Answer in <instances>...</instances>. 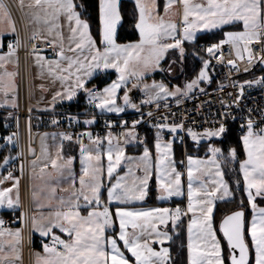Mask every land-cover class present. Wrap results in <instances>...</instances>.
Masks as SVG:
<instances>
[{
    "label": "snow or ice",
    "instance_id": "1",
    "mask_svg": "<svg viewBox=\"0 0 264 264\" xmlns=\"http://www.w3.org/2000/svg\"><path fill=\"white\" fill-rule=\"evenodd\" d=\"M176 3L183 9L180 25L171 19L166 20L158 13L157 0H135V7L139 13L135 29L139 33V39L119 43V28L123 26L121 0H98L96 33L98 41L91 32V17L87 15L88 7L83 0L80 2L18 0V8L21 11L27 8L28 12L25 15L29 17V23L36 26L30 39L40 38L41 30L48 36L55 34L56 37L54 40H48L47 36L41 38L42 43L52 46L53 59L39 55L37 45L35 43L32 45L37 66L42 72L46 71L53 82H59L61 85V89L54 92L51 104L55 105L58 100L71 102L82 93L88 104L94 105L102 113H122L126 108H133L139 112V107L132 101L126 88L130 78L137 81L133 87H139L146 73L160 67L168 50H178L182 61L185 53L184 42L195 44L200 35L213 33V30L217 29L222 32V38L202 49L208 54L209 59L201 58L202 66L198 75L185 83L183 89L174 86L169 90L163 82L143 84L141 91L145 93L146 99L142 104H151L167 97H176L179 104L180 97L187 96L200 82L209 81L207 69L210 67V61L216 59L223 63L225 45L234 55V59L228 61L233 68L238 67L237 60L245 58L247 65L244 71H249V66L256 60L264 64V0H204L202 3H192L191 0H165V14H168ZM12 8L13 5L6 0H0V37L16 33L12 21ZM61 18L65 21L63 25L60 22ZM237 23L242 24L243 30H225ZM64 27L69 32L67 47L60 31ZM169 40L171 42H167ZM256 45H259L258 52H254ZM19 46L20 39L17 36L14 41H8L6 52L0 51L2 70L0 91L5 97L10 92L13 94L11 101L13 107L16 106V86L12 78L16 73L8 71L6 66L17 62ZM109 70L115 71L117 79L102 89L96 85L88 87L97 74L107 75ZM244 84L249 86L264 84V77L255 81H245ZM244 84L240 85L241 94ZM122 86H125V90L124 95L120 97L118 90ZM238 99L239 97L237 101ZM118 100H122L123 103L118 104ZM8 103L9 101L5 99V104ZM165 107L167 108V104ZM148 115L151 117L152 113L149 112ZM220 115L224 119L218 121V126L214 123L202 133H197L189 127L187 135L197 142L205 138L222 139L228 133L226 123L228 114ZM76 119L75 116H69L70 121ZM163 119L166 121L167 117ZM94 122L95 117L84 120L86 125ZM52 123L56 124L57 120L53 119ZM138 123H140L138 120L132 122L133 130ZM121 125L127 127V122L121 121ZM108 126H111V122ZM153 127L157 130L155 133L157 199L163 201L173 196H182L183 173L178 171L172 159L173 141L162 142L161 133L167 129L170 133L178 135L184 130V125L182 122L171 125L160 122ZM133 130L125 134L126 143L128 137L135 138ZM241 130L243 135L240 136V141L245 158L239 163V172L243 176V193L247 198V207L251 209V220L247 219L245 202L241 199L237 209L224 215L219 223V234L222 235V239L218 238L215 228L214 202L232 195L215 159L223 155L222 148L209 144L207 151L211 156L207 160L187 157L186 209L177 206L175 209L134 210L125 205L133 201H144L148 194L149 180L153 175L149 148L145 147L140 157L143 162L141 168L144 172L143 177L134 179L131 185L122 182L123 177L117 178V182L107 188L105 202L102 191L104 187L101 179L102 167L99 164L100 138L93 139L91 132L79 134L78 140L87 136L91 142V147L80 143L82 165L80 188L73 187L67 200L61 197L54 211L47 214L41 211L39 215L33 214L28 218L31 232L40 236L43 248L42 256L35 253L36 264H171L169 248L161 247L157 251L153 245H163L166 241H171L168 224L171 223V231L175 232L182 214L188 213H191V219L187 225V264H264V206H260V202H264V127L257 128L249 118L246 130L244 126ZM60 136L62 140H72L70 134L61 133ZM4 139L9 144L12 143L11 136ZM106 139L109 143L106 151L109 160L107 173L111 178L116 166L124 157V152L118 144L112 145L111 133ZM42 151L45 157L50 159L52 169L56 173L55 176L49 173L46 178L44 177V168L48 166L46 162L40 170L45 184L58 183L61 178H67L64 176L67 172L68 177H72L74 185L75 178L71 169L73 158L68 157L64 160L59 152L57 158H50L47 157L46 149L42 148ZM31 152L32 149L29 148V153ZM228 157L232 160L237 159L235 148L228 149ZM10 159L15 158L6 156L4 162L7 163ZM31 165L35 168L37 160L31 161ZM210 166H215L217 179L209 182L200 176H212ZM23 171L24 166L21 164L22 174ZM194 172L200 175H194ZM4 179H13L14 183L11 187L0 188V210L15 212L20 209L19 178H13L9 173ZM2 183L3 180H0V184ZM236 183L239 185L240 181L237 180ZM13 190H16L15 198L12 196ZM51 192L53 195L50 199H54V184ZM221 192L223 194H220ZM32 197L37 208L53 207L52 204L39 203V193L36 191H33ZM82 210H86L87 214L82 215ZM26 215L24 211H20L19 220L22 225L25 223ZM3 224L4 221L0 220V238L7 234L11 239H0V264H16L20 259L17 246L21 242L22 231L20 228L14 231L4 229Z\"/></svg>",
    "mask_w": 264,
    "mask_h": 264
},
{
    "label": "built area",
    "instance_id": "2",
    "mask_svg": "<svg viewBox=\"0 0 264 264\" xmlns=\"http://www.w3.org/2000/svg\"><path fill=\"white\" fill-rule=\"evenodd\" d=\"M13 5L12 19L16 28V33L5 42L15 40L17 36L20 39V46L17 49V62L19 78L22 80L24 75V60L32 53V45H37V52L48 51V46L40 40L28 38L20 20V11L15 0H6ZM213 42H196L190 49L199 58L209 59L206 52L202 51L204 47ZM259 51V45L254 46V52ZM219 55V52L217 53ZM223 63L216 59H211L210 67L207 69L209 75L208 86L203 91L194 92L187 96L180 97V103L177 99L172 98L151 104H142L146 96L141 93L133 95V101L137 104L140 111L136 109L121 115L103 114L89 105L83 94L79 99L73 102L72 106H60L50 111H33L28 108L23 93L19 97L18 108L14 111L7 112L5 119L0 128V143L4 138L11 136L14 143L13 152L15 159L7 164L4 169V175L11 173L13 178H19V195L20 209L10 216H1L0 220L4 221L3 228L10 229L17 226L22 231L23 259L24 264H32V236L30 233V220L32 214L30 199V164L39 154L38 138L45 133L70 134L72 140H62L63 143L74 146L80 150V143L91 147V142L87 136L78 140L81 133L91 132L93 139L100 138L99 150L108 145L109 133H111L112 143L117 142L125 146L137 147L145 144L147 136H155L156 129L153 125L166 122L168 124L183 123L184 130L177 134L170 133L165 129L162 133V140L167 141L170 138L174 142L183 143L187 136V128L191 127L193 131L202 133L205 128H210L214 123L218 126V121L224 119L220 114L226 113L227 127H234L239 135H243L242 126L246 130L247 120L250 118L257 128L264 127V84H244L245 81H255L264 77V64L258 60L249 66V71H244L247 65V59L237 60V68L228 64L234 55L230 52L227 45L223 49ZM244 84L243 93L241 94L240 85ZM239 97L238 101L237 98ZM159 103V108H157ZM167 104V108L165 107ZM152 116L149 117L148 113ZM69 116L77 117L76 120H69ZM167 120L164 121V117ZM95 117V122L91 125L84 124L85 119ZM234 117V119H233ZM57 120L56 124L52 120ZM140 121L132 129V122ZM121 121L127 122V127L121 125ZM111 122V126L108 123ZM133 130L135 138L128 137L125 142V134ZM15 134V135H14ZM156 138V137H155ZM29 148L32 152L29 153ZM21 164L24 166L23 174L21 173ZM20 211L27 215L25 223L22 225L19 217ZM31 239V242H30Z\"/></svg>",
    "mask_w": 264,
    "mask_h": 264
},
{
    "label": "crops",
    "instance_id": "3",
    "mask_svg": "<svg viewBox=\"0 0 264 264\" xmlns=\"http://www.w3.org/2000/svg\"><path fill=\"white\" fill-rule=\"evenodd\" d=\"M17 5H18V0H15ZM202 1L204 2V0H191L192 3H202ZM27 2V0H26ZM164 3L165 0H162V2L160 3V0H157V11L161 16H164V18L166 20L171 19L172 21H174L175 23H177L178 25L181 24V18H182V6L179 3H176L172 6V8L170 9V11L168 12V14H165L164 11ZM134 4H135V0H134ZM173 10V11H172ZM20 11V20H21V24L23 27V31L25 33V35L30 38L32 35V32L34 30V28L36 27L34 24L29 23V17L25 15V13L28 12V9L25 8L23 11ZM138 11H137V19H138ZM13 21V19H12ZM61 24L63 25L65 23L64 19L61 18ZM14 23V22H13ZM63 37H64V43L65 46L67 47L68 44V40L67 37L69 35L68 29L66 27L60 29ZM138 33V31H137ZM14 35V34H13ZM13 35H4L3 37H0V51H5V42L10 39ZM47 36L48 40H54L56 39L55 34H53L52 36H48V34L41 30L40 33V38H37V40H41V38ZM139 36V33H138ZM217 42V41H216ZM196 43V42H195ZM46 46H48V51L45 52H38L39 55H43L48 59H53V49L52 46L50 44L44 43ZM193 44H190L188 42H184L183 46L190 48ZM74 46V45H73ZM58 50V49H57ZM68 55H72V53H67ZM87 54V53H86ZM7 70L10 72H14L16 73V75L12 78L13 82L16 86V106L13 107L12 106V98H13V94L10 92L8 94L7 97H5L4 93L2 91H0V113H3L4 115H6L7 112H11L14 111L18 108L19 105V97L20 95L23 93L27 106L29 109L33 110V111H50V110H54L55 108L64 105V104H70L73 103L74 101H76L77 99H79V97L82 95V93L78 94L77 98H75L73 101L68 102V101H63V102H58L55 105L51 104L52 101V96L54 94L55 91L60 90L61 89V85L59 82H53L52 79L48 76L46 71H41V69L37 66L36 62H35V56L32 53H30L26 59L24 60V75L22 77V80L19 78V72H18V62L16 63H10L7 66ZM2 71V70H0ZM109 74V73H108ZM100 74H97V76H99ZM96 76V77H97ZM95 77V78H96ZM93 80V79H92ZM208 84V83H207ZM91 88V87H90ZM5 99H7L9 101L8 104H5ZM99 112H101V110L97 109ZM127 111H125L124 113H126ZM129 112V111H128ZM102 113V112H101ZM122 113V114H124ZM103 114H106L105 112H103ZM110 115V114H109ZM242 143V142H241ZM113 144V143H112ZM63 150L65 152H74L77 151V149L70 145V144H66L63 143ZM108 145H106L102 150H104L106 147H108ZM155 146V143H154ZM154 146H153V150L154 151ZM243 146V145H242ZM127 147V146H126ZM146 147V146H145ZM144 150V149H143ZM6 154H9V149L7 148H2L0 150V161L2 160V157H4ZM11 154H13V150H11ZM188 156H192L194 159H203V160H207L210 156H195V155H184L183 157V161L180 165V168H177L178 171L182 172V189H183V195L182 196H177V197H170L167 200H158L157 199V185L155 183L154 180H152V182H154V186H155V190H156V201L159 203H167L165 206H145V202L147 200L148 194L145 197L144 201H133L132 203L125 205L126 207L132 208V209H151V208H169V209H175L177 206H180L182 209H186L187 206V187H188V177H187V167H188V161H187V157ZM216 159V163L219 165V170L222 173V168H221V164L220 161L218 160V156L215 158ZM13 161V159H11V161L7 164H10ZM4 164L1 170V175L0 177H2L3 181H6V179H4V177H6L4 175L3 169L4 167L7 165ZM211 171H212V176L210 177H205V176H200L201 179H206L209 182L211 180L217 179V177L215 176V171L216 168L215 166H210ZM49 173H51L53 176L54 172L52 171V169H48ZM39 175H36L34 178V182H33V188H32V193L33 191H36L37 193H39V203L43 204V205H48V204H52L53 207L49 208V207H44L42 209L37 208L36 207V203L33 201V197H32V193L30 195V199H31V208H32V214H36L39 215V213L41 211H43L45 214H47L49 211H54L55 210V206L58 204L59 199L61 197H63L65 200H67L70 196L71 193L73 191V187H75L74 185L71 186V183L69 182V184H67L66 182L62 183L59 182L54 186H59V190L55 191V198L54 199H50V197L53 195L51 192V188L53 186V184H44V179H42L41 177V171H39ZM194 175H200L199 173H195ZM242 175V174H241ZM46 178V176H44ZM222 177H223V173H222ZM243 178V176H242ZM224 180V177H223ZM31 181V180H30ZM224 182L226 183V181L224 180ZM113 183V182H112ZM112 183H109V186H111ZM195 183V182H194ZM152 184V183H151ZM63 185L64 188H62L61 186ZM77 188V187H75ZM41 189H43V191H41ZM230 191V189H229ZM231 192V191H230ZM220 194H223L222 192ZM13 196V195H12ZM246 197V195H245ZM14 198V197H13ZM232 198V195L230 196H226L223 200L217 199L214 202V211H215V206L218 203L221 202H227ZM247 200V198H246ZM105 202H107V193L104 199ZM81 203H83V201L81 200ZM260 206H264V205H260ZM13 212L11 210H0L1 212ZM115 211V202L112 205V212L114 213ZM16 212V211H15ZM87 211L86 210H82V215H86ZM184 220L185 222V226H186V248H187V243H188V233H187V225L189 220L191 219V213H188L187 215H183L181 216L180 220ZM248 220H251V215L249 216ZM17 226H13L10 228V230H15L17 229ZM116 228L118 231L119 225L118 222L116 224ZM168 230L171 231L172 225L171 223L168 224L167 226ZM129 231H131V229H129ZM30 233L32 236V264H36L37 261V257L35 255V253H40L41 256L43 255V248H42V244H41V238L37 233L31 232V227H30ZM60 234V233H57ZM63 236V234H60ZM171 235V234H170ZM63 238H67V237H63ZM0 239H11V237L7 236V234H5V237L0 238ZM170 241H166L163 245L160 244H154V248L158 251L161 247H168L169 248V252H170V262L171 264H173V260L174 257L171 253L170 250V246H169ZM7 247V246H6ZM18 251H19V256L20 259L18 261H16V264H24V259H23V245H22V238H21V242L20 244L17 246ZM130 255V254H129Z\"/></svg>",
    "mask_w": 264,
    "mask_h": 264
},
{
    "label": "trees",
    "instance_id": "4",
    "mask_svg": "<svg viewBox=\"0 0 264 264\" xmlns=\"http://www.w3.org/2000/svg\"><path fill=\"white\" fill-rule=\"evenodd\" d=\"M77 2H80V0H77ZM162 0H160V3ZM83 3H85L88 7L87 15L91 17L90 23H91V32L94 35V38L99 40V37L96 35L97 33V25H98V15H97V3L98 0H83ZM121 6H122V24L123 26L119 28V43H128L130 41H136L139 39L137 30L135 29V22L137 20V10L134 4V0H121ZM232 27H227L225 30H233ZM222 36V32L220 30L214 31L210 34H202L200 35V38L196 42H216L218 39H220ZM186 52L190 53L192 57V51L190 48L186 47ZM193 66H192V73L190 75H196L200 69V66H202V60L201 58L194 59L192 57ZM114 79L113 74H107V75H99L96 78H94L91 83L88 85V87H92L93 85H97L98 87H103L106 84H108L110 81ZM211 87V86H208ZM81 97V96H80ZM79 97V98H80ZM73 103L70 104H64L61 106H72ZM60 107V106H59ZM5 119V115L3 113H0V128L2 126V123ZM240 136L237 133L236 128L229 127L228 133L219 140H213L214 142H204L200 143L199 146H195L191 142H187L185 149L183 148V143L174 142L173 145V153H174V160L176 163L177 168H180L181 162L183 161L184 155H195V156H209L210 152L207 151L209 144H212L215 147H220L223 149V155L218 156V160L220 161L222 173L224 180L226 181L231 193L232 198L227 202H221L216 204L215 211H214V217H215V228L218 232V238H221V235L219 234L218 230V224L221 220V218L230 213L231 211H234L237 209V206L240 203L241 199H244L245 202V210L247 219L251 215V209L247 207V200L245 197V194L243 193V178L241 173L239 172V163L241 160L245 158L244 152H243V146L240 141ZM185 142V141H184ZM155 143V136L153 134L147 136L145 144L142 146L137 147H126V152L131 154H141L143 149L146 147L149 148V150H153V146ZM229 148H235L237 152V159L232 160L228 157V149ZM239 180L240 183L237 185L236 181ZM109 186L108 184H105L104 189L102 190L104 192L105 199L107 188ZM167 203H159L156 201V190L154 186V182H152L151 186L148 189V197L145 202V206H165ZM260 205H264V202H260ZM14 212H1V216H10ZM170 234L172 236V240L169 243L171 253L174 257L173 264H187V248H186V226L184 220H180L178 222V228L175 232L170 231ZM222 239V238H221ZM226 249V247H225Z\"/></svg>",
    "mask_w": 264,
    "mask_h": 264
},
{
    "label": "rangeland",
    "instance_id": "5",
    "mask_svg": "<svg viewBox=\"0 0 264 264\" xmlns=\"http://www.w3.org/2000/svg\"><path fill=\"white\" fill-rule=\"evenodd\" d=\"M231 27H232L231 29H233L232 31L243 30L242 24H240V23H237L236 25L231 26ZM217 30H213V32L217 31ZM221 38H222V36H221ZM167 42H171V41L169 40ZM187 55H190V53H187L186 49H185L184 57H183V60L181 61L179 51L170 49L165 54L164 59L161 61L160 67L154 71L146 73L142 82L140 83L139 87L134 88L133 84L137 83V81L130 78L129 82L126 84V88L129 90V96L132 99V101H133V95L135 93L139 92V93L145 95V93H143L141 91L143 84L151 85L154 81L155 82H163L169 88V90H172L174 88V86H179L181 89H183L185 83L190 82L199 73V71H198V73L196 75H193V76L190 75L192 73V66H193L192 57L194 59H197L198 56L194 53H192V57L187 56ZM173 61H175V62H173ZM200 68H201V66H200ZM108 73L114 75L113 80L117 79V74L115 73L114 70H109ZM112 81H110L108 84H110ZM208 82L209 81L200 82L198 87L194 88L189 94H192L194 92H198L201 89H205L208 86V84H207ZM105 86H103V87H105ZM103 87H98V88L102 89ZM124 90H125V86H122L121 89L118 90V96L122 97L124 95ZM172 98H176V97H167L166 99H163L160 101H164V100H168V99H172ZM160 101H158V102H160ZM117 103L122 104L123 101L118 100ZM131 110H134V109L133 108H126L125 109V111H127V112L131 111ZM124 112H122V113H124ZM105 113L110 114V115H121L122 114V113H109V112H105ZM219 139L220 138H205V139L199 140V142H197V141H194L191 137H189L187 135L185 138V142L182 146L185 149L188 141L193 143L195 146H199L200 143H204V142L210 143V142H214L215 140H219ZM168 141H173V139L170 138L167 141L162 140V142H164V143H167ZM62 144H63V142L61 141L59 135L54 134V133H45V134H42L38 138L39 154H38L37 158L35 159V160H37V166L35 168H33L32 165L30 164V180H31L30 181V195L32 193L33 182L35 180L34 177L36 175L40 176L39 171L41 170V168H43L44 164L46 162L48 164L47 168H44V176H47V174H49V170H48L49 168L52 169L50 159H47L45 157L44 152L42 151V148L46 149L47 157H50V158H57L58 152L63 156L64 160H67L68 157L73 158L71 169H72V173H73L74 178H75L74 186L77 187L76 189L80 188V182L79 181H80V176L82 174L81 173L82 165L80 162L81 161L80 150H77L74 152H65L63 150ZM117 144L119 145L120 148L123 149L124 157L121 159L120 164L116 166L115 171L113 172L111 178H109L108 173H107L109 160H108V156L106 155V151H107L109 146L106 147L104 150H99L100 151V162H99V164L102 167L101 179H102L104 186H105V184H108V183H112V182L116 183L117 178H119V177L124 178L122 182H125V183L131 185L134 179H136L138 177H143V175H144V172L141 171V168L143 167V162L140 159V157L143 155L144 150L142 151L141 154L135 155V154H131V153L126 152L125 144H120V143L114 142L112 145L116 146ZM173 145H174V141L172 143V159L174 160ZM2 148L9 149V154H6L4 157H2V160L0 161V175H1V170H2L3 165L7 164L11 161V159H10V160H8L7 163H5L4 158L6 156L15 157L14 152H13V154H11V150H13V148H14L13 139H12L11 144H9L6 140H4L3 143H0V150ZM149 151H150V157H151V161H152V170H153V175L151 176V178L149 180V187H150L152 180H154L156 183L155 163H156V155L157 154H156L155 146H154L153 152L151 150H149ZM113 161H115V152L113 153ZM58 162L63 163V161H58ZM52 171H53V169H52ZM54 175H56L55 172H54ZM64 176L67 178H61L60 182H62V183L66 182L67 184H69V182H70L71 186H72L73 185L72 177H68L67 172L64 173ZM0 180H3L2 177H0ZM13 183H14L13 179H6V181H3V183L0 184V188L11 187ZM53 183L55 185L57 184L55 182H53ZM44 184H45V182H44ZM61 187L64 188L63 185ZM149 187H148V189H149ZM103 189H104V187H103ZM148 189H147V193H148ZM56 190H59V186H57V187L55 186V191ZM12 195L15 198L16 190H13ZM173 197H177V196H173Z\"/></svg>",
    "mask_w": 264,
    "mask_h": 264
},
{
    "label": "water",
    "instance_id": "6",
    "mask_svg": "<svg viewBox=\"0 0 264 264\" xmlns=\"http://www.w3.org/2000/svg\"><path fill=\"white\" fill-rule=\"evenodd\" d=\"M228 214H229V213H228ZM222 218H223V217H222ZM222 218H221V220H222ZM221 220H220V221H221ZM219 223H220V222H219ZM218 230H219V224H218ZM220 235H221V234H220ZM221 238H222V235H221ZM225 247H226V244H225Z\"/></svg>",
    "mask_w": 264,
    "mask_h": 264
}]
</instances>
